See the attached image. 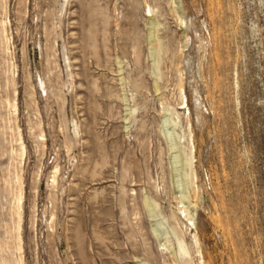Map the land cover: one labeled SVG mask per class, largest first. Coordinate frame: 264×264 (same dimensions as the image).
I'll return each instance as SVG.
<instances>
[{"label": "rangeland", "instance_id": "rangeland-1", "mask_svg": "<svg viewBox=\"0 0 264 264\" xmlns=\"http://www.w3.org/2000/svg\"><path fill=\"white\" fill-rule=\"evenodd\" d=\"M0 264H264V0H0Z\"/></svg>", "mask_w": 264, "mask_h": 264}, {"label": "bare ground", "instance_id": "bare-ground-1", "mask_svg": "<svg viewBox=\"0 0 264 264\" xmlns=\"http://www.w3.org/2000/svg\"><path fill=\"white\" fill-rule=\"evenodd\" d=\"M181 21H183V19H181ZM182 105H184V103L182 104ZM182 109H185V108H187L186 106H183V107H181ZM166 118V117H165ZM173 121V120H172ZM167 122H169V121H167ZM172 122H170V124H171ZM166 126V125H165ZM168 128H169V126H168ZM168 130V129H167ZM171 136V138L173 137L172 135H170ZM173 139H174V137H173ZM177 139H178V144H181V142L183 141V139H182V137H177ZM176 143V142H175ZM194 157V156H193ZM193 157H191V156H187L186 155V157H183L182 155H177L176 156V158H175V161H176V164L178 165V167H174L175 168V172H177L179 175H181V176H186V174L184 173V171H182L183 170V168L184 167H191L192 165H194L193 163ZM57 170V169H56ZM56 176V175H55ZM54 176V177H55ZM178 176V175H177ZM55 181V180H54ZM18 209L19 210H21L22 209V207H21V205L19 204L18 205ZM187 217H188V215H187ZM190 220V219H189ZM179 250H180V254H184V255H186V256H188V257H191V252H190V250L188 249V247L185 245V243L184 242H179ZM191 259H192V257H191Z\"/></svg>", "mask_w": 264, "mask_h": 264}]
</instances>
